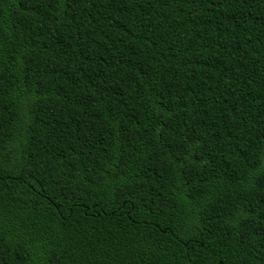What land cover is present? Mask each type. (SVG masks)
Masks as SVG:
<instances>
[{
    "label": "trees",
    "instance_id": "16d2710c",
    "mask_svg": "<svg viewBox=\"0 0 264 264\" xmlns=\"http://www.w3.org/2000/svg\"><path fill=\"white\" fill-rule=\"evenodd\" d=\"M0 264H264V0H0Z\"/></svg>",
    "mask_w": 264,
    "mask_h": 264
}]
</instances>
